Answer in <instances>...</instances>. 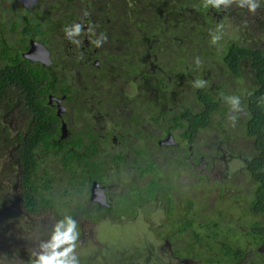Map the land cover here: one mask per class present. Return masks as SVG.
Wrapping results in <instances>:
<instances>
[{"label":"flooded vegetation","instance_id":"af4514ba","mask_svg":"<svg viewBox=\"0 0 264 264\" xmlns=\"http://www.w3.org/2000/svg\"><path fill=\"white\" fill-rule=\"evenodd\" d=\"M125 1L129 13L126 15V20L107 19L104 22L94 18L95 0H0V25L10 26L14 22L15 25L21 26L20 23L25 17L32 20V25L40 21L38 28L32 27L38 29L35 35L29 37L28 43L19 53H21L20 57L33 63L35 68H44V71L37 72L33 81L36 84L37 94L42 95L46 104L52 106L57 117L61 119L60 138L70 144L73 153L76 151V157L84 153L91 162L102 159L110 163L105 181L91 180L87 185L82 186L81 178L70 180L72 177L66 175L65 179L59 182L64 189V200L70 202V206L78 205L80 202L88 205V208L84 207V210H80L75 220L69 223L65 230H59L58 226L59 235L71 227L68 234L73 237L62 243L56 240L61 246L60 253H63L65 248L71 249L66 255L59 256L65 262L71 256L79 257L80 264H95L106 258L109 251L107 245L100 243V246L95 247L94 243H90V238H87V230H92L94 234L97 230L102 231L103 227L116 226L115 228L123 229L120 225L122 223L142 225V219L140 220L139 217L132 220L126 215L128 211L124 204L132 198H137L141 193L151 191L156 186L152 184V178H157V174H152V170L158 172L163 180L165 177L177 180L175 183L177 190L180 184H186L187 180H191V183L186 184L180 192V196L193 200L197 212L206 217L214 212V205H216L215 202L210 205L206 200L212 188L218 189V196L233 197L232 202H236L244 191L237 180L240 176H244L245 187L255 191L256 183L253 185L254 180H251L247 173L249 163L257 157V149L248 145L246 150H242L236 144L233 151L224 155V127L220 128L216 121L217 118L226 117L223 104L224 92L221 87L214 90L221 100L219 109L204 118L212 117V124L217 131V140H210L215 146L213 151H205L210 144L203 135L210 126L206 127L201 122L196 128L199 121L196 120L195 124H192L194 128L192 134L191 127L184 126L191 113L190 110L185 114L177 112L175 116L168 114L158 117L160 124L156 122L157 116L154 117L155 109L151 112L150 118L147 111L136 113L133 110L136 105L146 106L147 98L152 101L154 96L159 97L158 94L163 91L165 81L158 78L156 74L166 76L170 68L177 66L176 58H173L174 54L186 53L189 37L186 34L185 20L179 26L181 23L179 15L175 20L170 16L161 19L153 17L151 19L156 23L141 29L136 24L134 9L130 8L131 0ZM195 1L192 3V0L191 2L181 0L185 3L181 6L183 9L181 15L201 18L209 13L216 15L223 11L232 16L230 12L233 9L225 8L222 3L216 7L208 3V0H199L197 3ZM112 2L113 0H102V4ZM158 2L161 1L151 0L145 4L141 2V5L145 8L153 7ZM106 8L109 12L103 13L102 16L114 13L112 11L114 5ZM242 8L241 6L240 11L243 10ZM118 9L117 15L123 16L124 13L121 11L123 7L119 6ZM143 11L140 9L137 13ZM119 27L121 31H116ZM231 35L233 38H238L239 42L248 40L247 37H240L235 27L232 28ZM168 43L171 44L168 45ZM22 46L23 43H21ZM17 58L16 56L14 59ZM249 77L251 78L249 82L253 83L250 74ZM150 81L154 82L152 86ZM24 83L25 80H23ZM5 84L10 90L22 91L16 78ZM21 104L25 103L20 99L13 100L8 97L0 101V135L7 137L10 141L16 140L20 132H27L28 123L21 116ZM102 104L114 105L113 110L102 108ZM194 105L200 106V104ZM193 106L191 109L194 110ZM111 114L119 117V120L115 121ZM148 120L160 126L159 134L153 131L152 127L147 129L142 125ZM113 124H116L118 128H112ZM79 130H83L84 134L79 133ZM78 135L82 138V149L75 148ZM8 150L16 155L15 149H12L10 145ZM54 153H51L50 157L38 154L35 160L42 163L54 156ZM220 153H222L221 156H219ZM0 156L2 160L5 159L0 165V176L5 177L7 169L9 171L7 177L13 178L10 181L14 183L11 202L16 203L14 211L17 212V220L15 222L18 223L19 228L23 226L19 224V221L24 218L28 221L24 227L41 219H48L51 223L55 221L50 209H44L37 215L34 213V203L21 204L23 175L20 166L10 164L12 161L5 155L0 154ZM115 157L123 159L116 162L113 160ZM206 158L208 159L206 167L198 169ZM218 166L220 170L214 173ZM79 167L76 163V171ZM18 176L21 178V186L17 181ZM17 185H19L18 190ZM162 191L158 190L156 195L160 194L163 197ZM178 199L176 197L174 200ZM0 204H3L0 206V211H4L5 202ZM97 206H104L103 208L107 209L106 211L100 209L99 213L102 215L99 217L94 216L97 213ZM152 209L162 212L159 206H153ZM9 217L14 215L0 213V221L8 220ZM176 226L179 230L183 228L180 224ZM1 227H4L3 223ZM166 229L165 227L160 238L165 240L166 248L170 251L167 255L171 260L167 264H189L190 260L181 257L180 254L188 244L185 237L189 235H176L171 241L165 234ZM189 231L191 234L194 228H189L188 234ZM15 244L17 247L9 248L19 251L22 250L19 247L26 246L24 242ZM78 244H80L79 253L74 250ZM121 250H114V253ZM27 252L36 256L44 250L29 248ZM94 255L97 257L93 258ZM111 260L116 264L124 263L119 254L118 259ZM143 261L146 264L149 260ZM33 262L32 259V263L29 264Z\"/></svg>","mask_w":264,"mask_h":264},{"label":"trees","instance_id":"16d2710c","mask_svg":"<svg viewBox=\"0 0 264 264\" xmlns=\"http://www.w3.org/2000/svg\"><path fill=\"white\" fill-rule=\"evenodd\" d=\"M97 1L95 0V4L93 2L95 7L93 13L98 21L126 20V15H129L125 0H113L112 3L104 4L102 0ZM148 1L151 0H131L130 8L134 9L137 26L143 29L153 25L156 23L151 19L153 17L161 19L170 16L175 20L179 15L181 21L179 26L184 20L186 23V34L189 37L186 44L188 50L183 53L184 55L174 54L173 58H176L177 66L170 68L166 76L156 74L165 81L163 91L158 94L159 97L154 96L152 101L147 98L146 106L136 105L133 110L136 113L141 111L149 113L155 109L154 117L157 116L155 119L158 124H160L158 117L168 114L175 116L177 112L185 114L190 110L191 113L184 126L191 127V134L194 130L192 124H195L196 120H199L196 128L201 122L206 127L210 126L212 118H204L219 109L221 100L216 92L209 87L197 89L186 87L179 91L178 86L184 82L189 70L196 65L197 58L203 53H206V56L211 55L215 75L230 89L231 96L227 102L232 98L227 118L216 120L220 128L224 127L225 143L242 139V134L244 138L246 137V132L239 130L241 118L231 116V112L240 108L242 111L249 109V117L244 122L250 126L247 135L253 139L258 154L255 160L249 163L248 175L256 185L255 191L244 187L243 195L236 202H232L233 197L221 196L220 204L214 205V212L206 217L197 212L193 200L180 196V191L175 186L177 180H172V177L169 179L165 177L163 180L158 172L152 170V174H157V178H152V184L156 186L124 204L128 211L126 215L132 220L139 217L144 224L146 220H152L153 212L150 209L159 206L162 212L156 211L159 217L165 216L167 228L165 234L168 239L173 241L176 235H189L185 237L188 244L180 252L181 257L190 260L189 264H264V48L253 33L251 34L254 39L251 40L239 42L238 38H233L231 30L234 27L227 22L231 20L230 16L223 11L216 15L209 13L201 22L197 16L181 15L183 11L181 6L185 5L181 0H160L161 2L155 3L153 7L146 8L141 5V2L145 4ZM194 1L192 0V3ZM198 1L196 0L195 3ZM111 5H114L112 9L114 13L102 16L103 13L108 14L109 9L106 7ZM119 6L123 7L121 10L123 16L116 13ZM140 9L144 11L137 13ZM232 17L235 18L234 13ZM20 25H15L14 22L10 26L0 25V101L5 97L23 101L25 104H21L20 113L27 121L28 127L27 132H20L16 140L10 141L0 135V154L11 160L10 164L20 166L23 175L21 204L34 203V213L37 215L44 209H50L59 230H65V227L75 220L80 210H84V207L88 208V205L80 202L78 205L70 206L71 203L64 200V189L59 182L65 179L66 175L72 177L70 180L81 178L82 186L87 185L91 180L105 181L110 163L102 159L91 162L84 153L76 157V151L73 153L70 144L60 138L61 119L57 117L54 108L46 104L42 95L37 94L36 84L33 81L37 72L44 71V68H35L33 63L20 57L21 53H19L28 43L29 37L35 35L38 29L32 27L38 28L40 21L32 25V20L25 17ZM116 31H121V28H116ZM204 40H207L208 48L213 45L209 53H207L209 50L203 47ZM21 43H23L22 47ZM16 56L18 58L14 59ZM246 67L254 83L244 79L242 69ZM204 74L206 72L201 70L200 75ZM13 78L19 81L22 91L7 88L5 83ZM23 80H25L24 84ZM235 80L239 82L236 87L233 86ZM153 84L154 82L150 81V85ZM228 87L222 91L227 92ZM196 101L201 104L199 110L191 109ZM114 127L118 128L116 124L112 125V128ZM79 133L84 134V131L79 130ZM81 139V135H78L75 140L76 149H82ZM9 145L15 149L16 155L8 150ZM53 152H55L54 156L42 163L35 160L38 154L50 157ZM221 155L222 153L219 154ZM122 159L115 157L113 160L120 162ZM76 163L80 166L78 171L75 169ZM158 190H163V197L160 194L156 195ZM176 197L179 199L175 201ZM160 205L163 207L161 208ZM103 207L97 206L95 217L102 215L99 213L100 209L107 210ZM178 224L183 226L181 230L176 226ZM1 226L0 221V230L4 228ZM191 227L194 228V232L190 234L189 231L188 234V229ZM66 249L63 251L65 252ZM177 253L179 254V250ZM22 256L28 264L35 259V256L27 251H23ZM33 264H36L35 261Z\"/></svg>","mask_w":264,"mask_h":264},{"label":"rangeland","instance_id":"374dc122","mask_svg":"<svg viewBox=\"0 0 264 264\" xmlns=\"http://www.w3.org/2000/svg\"><path fill=\"white\" fill-rule=\"evenodd\" d=\"M253 3L256 4L254 10H251L249 7V3L247 0H227L226 3H222L225 8L231 10L230 14L234 13V17H230V21H227L232 27H235L238 30V35L240 37H247L248 39H254L252 34L258 40V43L264 48V0H252ZM241 6L243 7L242 11H240ZM201 22L204 21V17H199ZM253 21V23H252ZM227 30V28H226ZM224 31V30H223ZM227 37V36H225ZM207 40L202 42L203 47L206 48L207 53L210 52V48H208ZM171 43H168V45ZM204 55V56H203ZM203 55L196 60V65L192 67L184 78V82L179 86V91H182L184 88L189 87L192 89L202 88V87H210L216 88L221 86L220 79L215 75L214 64L211 63L212 56L203 53ZM204 70L206 74L200 75V71ZM243 77L245 80L251 79L248 73V67L243 68ZM254 83V81H253ZM239 85V82L235 80L233 82V86ZM132 91L134 89L132 87ZM102 108L112 111L114 105L112 104H102ZM148 112V111H147ZM149 118L151 116V112L147 113ZM111 116L115 119V121L119 120V117H115L114 114ZM150 120L147 122H143L142 125L147 129H153L156 133H160V126L152 123ZM208 139L211 138V135L208 134ZM231 141L229 143H224V155L233 151L237 144V147L246 150L248 148L249 142L246 139H238L234 143ZM233 143V144H232ZM213 146L206 147L205 151H213ZM2 157L0 156V165H2ZM207 158L202 162L198 169L205 168L207 165ZM220 167H216L214 170L218 172ZM4 175L0 176V199L4 198L5 200H0L1 202H5V206L3 207L2 215L6 213L13 214L14 217H9L8 220H2L1 222L4 224V228L0 230V264H28L22 256L23 251H28L29 248H34L35 250L43 251V253L36 254L35 257L37 259L35 263L38 264L40 257L42 256H50L53 253L59 254L62 250L61 246L56 242V237L59 235L58 225L55 221L52 223L49 222L48 219L37 220L31 222V225H27L24 227V224L28 223L27 219H21L19 224L23 226L19 228L18 223L15 222L17 220V212L14 211V207L16 203L13 204L11 202V195L14 189V183H11V179L7 177L9 175V171L6 169ZM8 180H7V179ZM191 178V177H190ZM194 179V178H192ZM17 181L21 186V178L18 176ZM191 180H187L186 184H190ZM237 183L241 186V189L245 187V177L240 176L237 180ZM185 183L179 185V191L181 192L183 188L186 186ZM17 190L19 185H17ZM218 189L212 188L210 190V194L206 200L208 203L212 205L214 202L216 205L220 204V198L218 196ZM202 193V192H200ZM226 195V193H225ZM217 198V199H216ZM224 199V198H223ZM229 203V200H226ZM231 204V202L229 203ZM153 214H151L150 221L146 220L144 224L138 226L134 223H122L120 224L123 229L113 227H103L102 231L98 232V230L93 234L92 230H87V238H90V243H94L95 247L100 246V243L103 245H107L109 251L106 255V258L102 261H99L95 264H116L115 261L111 259H118V254L121 255L124 263L123 264H144V259H148L150 263L146 264H167L170 262V257L167 254H170V251L166 248V243L163 238H160V234L165 228V216L159 217L158 212L150 209ZM131 225H134L133 227ZM94 236V237H93ZM93 238V239H91ZM19 242H24L26 246L19 247L22 251H18L16 249H11L17 247ZM55 245V247H53ZM64 245V243H63ZM11 247V248H9ZM58 250H57V248ZM43 248V249H42ZM122 249L120 252L114 253V250ZM74 250L76 252H80V244L76 245ZM102 250V249H101ZM101 250L98 252L100 254ZM165 255V256H163ZM96 255L93 256L95 258ZM97 257V256H96ZM128 261V262H127ZM175 260L173 259V262ZM162 262V263H161ZM66 264H80L79 257L71 256Z\"/></svg>","mask_w":264,"mask_h":264},{"label":"clouds","instance_id":"9594fccd","mask_svg":"<svg viewBox=\"0 0 264 264\" xmlns=\"http://www.w3.org/2000/svg\"><path fill=\"white\" fill-rule=\"evenodd\" d=\"M227 0H208V3H212L213 6H216L218 7L219 4L221 3H226ZM247 2L249 3V7L251 10H254L255 7H256V4L252 2V0H247ZM207 6V5H205ZM2 64H5V63H2ZM221 89L223 90L224 88L228 87L227 84H225L224 82H221ZM210 88V87H209ZM218 87L216 88H211L213 91L215 89H217ZM231 96V92H230V89L228 87V91L227 92H224V96H223V104H224V111H225V114H226V117L225 119L227 118L229 112H230V107H231V104H230V99L228 102H227V99ZM227 102V103H226ZM195 104H198L197 101ZM194 110H199L201 109V104L200 106L198 107L197 105H194L193 106ZM242 108L238 109V110H232L231 112V116H236L238 118H241L242 120V123H243V127H242V123L240 125L241 129H239L241 132L242 130H244L246 132V137L244 138L243 134L241 135V138L242 139H246L248 142H249V147L253 148V149H256L255 148V145H254V141L251 137H249L247 135V131L250 130V126H247L246 123L244 122L246 119H248L249 117V109H246L244 111L241 110ZM211 117V116H210ZM212 118V117H211ZM208 134L211 135V138L208 139ZM204 138L205 140L208 142V144H210V146H213V148L215 147L214 144H212L210 142V140H217L216 138V135H217V131H215V125L211 123L210 125V128L207 130L204 131ZM249 173H247L248 175ZM256 182L254 181L253 185L255 184ZM253 189H251L252 191ZM222 195H219L218 198H220ZM71 231V227L68 228V231H66L65 233H63L62 235H57L56 237V240L58 243H62L64 241H68V240H71L73 239L72 236H70L68 234V232ZM53 247H55V245H53ZM71 251V249H66L65 252L63 253H59V254H56V253H53L52 255L50 256H42L40 257V260L38 262V264H66L65 261H62L60 260L58 257L59 256H64L67 254V252Z\"/></svg>","mask_w":264,"mask_h":264}]
</instances>
